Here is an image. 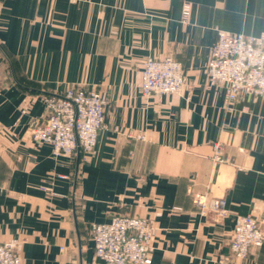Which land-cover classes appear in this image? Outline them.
<instances>
[{"label":"crops","instance_id":"0c3cea01","mask_svg":"<svg viewBox=\"0 0 264 264\" xmlns=\"http://www.w3.org/2000/svg\"><path fill=\"white\" fill-rule=\"evenodd\" d=\"M219 31L264 35V0H0V242L23 264H105L91 226L117 214L156 222L152 264H264V246L244 261L229 247L238 217L264 229V98L227 110L209 84ZM148 57L183 65L182 94L143 97ZM71 87L108 100L87 158H56L30 131L43 97ZM199 195L225 199L228 216L201 215Z\"/></svg>","mask_w":264,"mask_h":264},{"label":"built area","instance_id":"2783aa9c","mask_svg":"<svg viewBox=\"0 0 264 264\" xmlns=\"http://www.w3.org/2000/svg\"><path fill=\"white\" fill-rule=\"evenodd\" d=\"M184 7L183 18L190 15ZM211 86L225 92V106L233 110L239 96L246 93L264 98V35L245 36L219 31L211 49L207 67ZM187 87V77L181 63L171 57H148L140 72V92L143 97L180 95ZM45 113L30 123L33 141L49 145L52 154L73 157L78 150L85 158L95 154L98 135L105 128L108 100L97 90L71 87L62 94L43 97ZM26 113V111H23ZM144 140L142 134L130 135ZM213 160L224 161L220 142L213 144ZM47 197L56 194L52 187L43 186ZM194 203L201 215L214 213L228 216L225 199L196 196ZM182 211V209H176ZM158 226L152 219L117 214L107 223L93 224L91 234L95 257L105 264H152ZM264 246V229L257 217H238L235 222L230 251L235 260L244 261ZM0 264H23L16 246L0 242ZM216 264H224L218 261Z\"/></svg>","mask_w":264,"mask_h":264},{"label":"water","instance_id":"95a60500","mask_svg":"<svg viewBox=\"0 0 264 264\" xmlns=\"http://www.w3.org/2000/svg\"><path fill=\"white\" fill-rule=\"evenodd\" d=\"M77 154H80V150H78Z\"/></svg>","mask_w":264,"mask_h":264},{"label":"trees","instance_id":"16d2710c","mask_svg":"<svg viewBox=\"0 0 264 264\" xmlns=\"http://www.w3.org/2000/svg\"><path fill=\"white\" fill-rule=\"evenodd\" d=\"M49 95V94H48Z\"/></svg>","mask_w":264,"mask_h":264}]
</instances>
